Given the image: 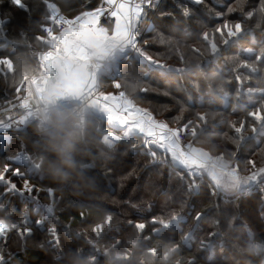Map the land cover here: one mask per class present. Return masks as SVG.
Listing matches in <instances>:
<instances>
[{
	"label": "snow or ice",
	"instance_id": "snow-or-ice-1",
	"mask_svg": "<svg viewBox=\"0 0 264 264\" xmlns=\"http://www.w3.org/2000/svg\"><path fill=\"white\" fill-rule=\"evenodd\" d=\"M3 2L4 0H0V4ZM43 2L47 6V12L38 25L40 34L34 37L41 49L38 53H33L37 63H31L32 58L26 54L0 56L3 85L6 90H14L13 100L7 101L9 107L0 111L20 110L14 115H9L7 120H0V130L15 132L19 142L15 154L6 156L7 162L0 168V186L4 189L0 192V197L10 193L20 197L24 202L26 222L22 229H17V233L25 242L33 235V228L27 223L28 212L35 215L32 223L42 229L46 221L55 217L56 198L52 187L37 188L31 183V179L37 174L41 178L44 177L40 172V154L34 148L28 151L27 145L20 141L19 134L27 135L33 141V145L37 144V137L27 133V129L34 122L35 112L39 110V105L56 103L62 98L86 105L91 110L97 130L101 134L99 143L104 149L110 151L120 143L128 144L132 154L138 153L145 157V169L149 171L155 169L159 176H163L164 170L167 169L169 182L177 179L181 182V188L186 182L187 189L190 190L187 193L189 195L198 191V180L203 182L206 178L210 181L213 194L217 190L239 193L243 186L254 182L264 183V147L259 149L262 154L259 162L248 158L243 162L245 174H241L240 170V155L244 152L247 141L250 138L264 141V89L249 88L242 91L239 86L243 84L244 78L241 74L235 75L238 85L235 95L232 96L229 92L222 95L223 103L234 101L233 111L240 108L246 112L239 120L224 121L223 118L219 120L220 123L226 122L232 132L231 135L224 134L232 145L231 150L227 151V160L224 152L213 155L202 144L204 140L211 142L214 135L211 130L215 129L217 123L215 110L194 111L191 113L192 118L186 120L174 117L177 126L170 127L165 121L155 119L148 109L138 106L137 101L142 98L141 94L151 91L150 77L154 73L159 71L167 75L183 71L181 68L168 65L166 58H159L150 51L153 43L159 42L167 44L170 51L179 52L180 40L173 41L159 32L150 38L144 35L155 31L157 17L160 20L174 19V11L161 8L158 0H101V6L80 11L69 18L61 13L56 4L48 3L47 0ZM10 3L29 10V5L24 0H10ZM249 3L250 0H235L234 4L227 6L226 11L214 13L216 20L221 22L215 23L211 28L208 25L202 26L199 34L202 39H197L200 46L192 45L190 49L195 56L202 58L201 67L211 71L213 68L210 65L225 59L231 66L230 70L234 72L239 68H248L252 73L258 71L255 62L238 61L236 57L226 56L229 48L241 47L242 42L253 31V26L249 24L253 19L256 21L254 27L259 28L264 34V0H259L258 7L250 8ZM200 5L207 8L210 16L213 15V9L207 7L205 0H188V3L177 7L181 9L185 19H192L197 6ZM36 6L37 3H33L32 7ZM233 14H238L239 18L230 19ZM3 23L4 21L0 20V26ZM179 23L178 21L172 30L182 31L183 36L192 37L193 34L187 28L178 27ZM27 30L21 29L20 39L13 43L31 47L25 38ZM110 43L117 46V51L104 60L94 62L92 53L100 54L101 47ZM248 51L251 52L252 49ZM179 60L181 64L184 62L182 53ZM255 61L264 63V47L260 48ZM18 63H23L28 70L23 73L17 71ZM216 71L223 76L222 71ZM9 74H12L11 77ZM106 80L111 81V86L117 90L116 92L104 91ZM198 88L199 86L196 87L197 90ZM165 95L168 93L165 92ZM257 95L259 99H254L253 97ZM199 103L203 104L202 96L199 97ZM249 105L253 106L251 110H247ZM179 110L183 113L185 107L180 105ZM182 137L191 139L185 144ZM195 144L201 146L195 147ZM157 149L160 150L159 153ZM13 164L20 166L13 167ZM177 165L181 166V170H177ZM9 172L12 177L22 180L20 187L11 178H6ZM112 173L111 167L106 166L98 173V179L101 181L107 179ZM128 176H135L134 168ZM42 191L51 202L42 203L40 196ZM260 192L261 203L264 205V187L260 188ZM185 204V199L180 200L178 208L166 202L158 213H150L148 216L141 215L137 210L134 215L138 218L126 219L124 223L145 240H150L153 236L174 239L173 236H165V233L179 232L183 233L182 240L186 242L191 238V234L201 227L210 210L196 209L185 212ZM0 211L5 213L6 218L11 215L5 202H0ZM81 216L83 217V213ZM120 225L121 222L117 220L115 228L118 230ZM220 226L219 220L212 221L214 230L206 232L199 240L200 249L209 251L212 249L215 238L220 236ZM8 227L16 228V225L6 224L5 219H0V236L6 234ZM113 228V216L108 214L104 221L96 224L92 230L101 238ZM146 229L150 230L149 235H145ZM47 235L52 237L47 241L48 244L57 246L60 244L54 226L47 229ZM115 242L120 243L119 240ZM38 246L43 247V244ZM25 247L26 243L20 248ZM149 252L155 255L156 249L150 248ZM11 255L9 253L6 259L4 252L0 251V264H10ZM188 264H195V260L188 261Z\"/></svg>",
	"mask_w": 264,
	"mask_h": 264
},
{
	"label": "trees",
	"instance_id": "trees-1",
	"mask_svg": "<svg viewBox=\"0 0 264 264\" xmlns=\"http://www.w3.org/2000/svg\"><path fill=\"white\" fill-rule=\"evenodd\" d=\"M53 2L69 18L75 16L80 11L90 10L101 5V0H47ZM29 5V10L18 8L4 0L0 4V20L4 23L0 29V56L26 54L31 57V63H37L33 53L39 49L34 37L40 34L39 23L43 21L45 5L43 0H24ZM235 0H205L208 8L213 9V15H209L204 5L197 6L195 16L192 19H185L181 9L177 5L188 3V0H161V8L174 11V19L155 21L154 32L144 33L148 38L159 32L163 36L173 41L180 40L179 52L170 51L167 44L155 42L152 45L151 53L162 55L166 58L168 65L174 68L185 69L187 72H174L161 74L156 72L152 75L159 82L167 86H159L157 90L167 92L166 96H156L153 101L159 108H169L163 117H159V109L153 111L149 109L157 119H162L170 126L169 121L177 116L180 105L185 107L182 120L191 119L194 111H214L217 123L212 135L211 142L204 140L203 147L212 154L224 152L225 160L228 159L227 151L231 150L232 145L228 141L227 133L231 135L228 124L220 123L224 121L239 120L246 114L245 110L237 108L233 111L234 101L223 103L222 95L229 92L234 96L237 90L235 75L241 74L244 78L241 90L264 89V63L256 62L255 56L259 54L260 48L264 47V34L259 28H255V19L249 22L253 26V31L242 42L241 47H231L228 49L227 57H236L238 61L247 60L255 62L258 68L256 73H252L248 68H239L232 71L231 66L225 59H220L210 65L213 68L207 71L201 67L202 58H198L191 52V46L200 45L197 39H202L201 29L203 25L209 28L214 27L216 20L214 13L226 11L229 4H234ZM37 3L36 7H32ZM259 0H250L249 7H258ZM192 7L191 5H189ZM151 15V13H150ZM239 18L238 14H233L231 18ZM180 29L187 28L192 33V37L183 36L182 31L174 32L172 29L177 26ZM27 28L25 38L28 39L31 47L24 44H14L13 41L19 40L21 29ZM246 49H252V53H247ZM183 54L184 62L181 64L179 55ZM223 72V76L217 72ZM12 74H9L11 77ZM151 78V77H150ZM111 81L106 80L109 84ZM154 87V84H150ZM199 86L198 90L196 87ZM183 92V93H182ZM183 94V96H181ZM22 95V93H21ZM203 97V104L198 105L197 97ZM14 90H6L3 85V75L0 74V109L8 108V100H13ZM259 99V96L253 97ZM192 103H189L188 100ZM193 99V100H192ZM245 101L247 97H244ZM179 102V103H178ZM140 105V104H139ZM252 105L247 110L252 109ZM77 109V108H74ZM73 108L62 109L59 111H70ZM19 109L11 112L0 111V120H7L9 115L18 113ZM165 112V111H164ZM77 116V115H76ZM78 118V116H77ZM79 120V118H78ZM80 122V120H79ZM37 122L31 124L27 133L33 134L38 139V143L33 145V141L27 135L19 134L20 141H23L32 151H37L40 160V172L44 176L35 175L31 183L37 188L52 187L56 198V212L53 220L46 221L43 228L39 229L32 221L35 215L28 212L27 223L33 228V235L27 241L19 237L17 229H22L25 221L24 202L18 196L10 193L0 197V202H5L11 215L5 216L0 211V219H5L9 224L16 223V228H11L4 243H0V251H3L6 259L11 253L10 264H188V261L195 260V264H249V258L240 254V249L252 239H264V205L261 203V192L258 188L264 187V183H258L257 187H252L248 191H242L234 195L213 194L210 181L207 178L200 182L198 180V191L195 194H187L186 182L181 188V182L173 179L169 182L167 172L159 176L156 170L145 169V157L140 154H132L129 145L120 143L115 148L104 149L99 143L100 132L97 130L94 118H87L84 122L83 143L79 146L75 159V178L68 184L53 182L48 178L47 173L55 171L61 167V160L56 147L47 142L44 137L35 130ZM82 124V123H81ZM107 127V125H104ZM14 136L0 138V159H5L10 154H15L19 142ZM187 140L186 138H184ZM200 147L201 145L195 144ZM260 147H264V141L257 138H250L247 141L244 152L240 155L241 174L243 162L252 158L260 161L262 154ZM159 152V151H158ZM255 153V155H253ZM4 162H7L4 160ZM4 164V163H3ZM84 165H91L85 167ZM20 165L13 164V167ZM106 166H110L113 173L104 180L98 179L100 173ZM2 168V166H0ZM135 171V176L129 177L130 171ZM68 170L72 171L71 167ZM177 170H180L177 168ZM23 171V168H22ZM6 178H11L18 187L22 180L12 177L9 172ZM186 179H190L186 177ZM4 189L0 186V192ZM42 203L51 202L45 192L40 193ZM181 199L186 200L184 211L203 209L208 211V216L201 224V227L191 234V238L186 242L182 240L183 233H165V236L174 239L152 237L150 240L141 238L134 229H130L124 223L126 219H137L134 213L139 210L141 215L148 216L150 213H158L167 202L172 207H179ZM80 205H84L81 207ZM132 205H137L133 208ZM31 205H29V208ZM83 213V217L81 216ZM108 214L113 216V230L108 232L105 237L98 238L93 233V227L102 223ZM234 217V219H233ZM121 222L120 228H115L116 221ZM219 220L220 236L215 238L212 249L205 250L198 247L199 240L208 232L213 231L212 221ZM232 223H231V221ZM24 222V223H23ZM54 226L60 244H48L47 241L52 237L47 235V229ZM70 229V230H68ZM68 230V231H67ZM107 231V226H105ZM150 230H145V235H149ZM249 234H251L249 236ZM119 240L117 244L115 241ZM26 247L21 249L22 247ZM43 244V247L38 245ZM21 247V248H20ZM150 248H155V255L149 252ZM99 253V255H98ZM120 254L125 257L120 260L116 256ZM251 264H256L252 261Z\"/></svg>",
	"mask_w": 264,
	"mask_h": 264
},
{
	"label": "clouds",
	"instance_id": "clouds-1",
	"mask_svg": "<svg viewBox=\"0 0 264 264\" xmlns=\"http://www.w3.org/2000/svg\"><path fill=\"white\" fill-rule=\"evenodd\" d=\"M27 70L23 63L17 64V71L23 73ZM35 130L56 147L61 160V167L48 172V178L53 182L68 184L75 178V156L83 143L84 125L79 122L75 113L56 110L54 104H49L37 113ZM69 167L73 170H68ZM240 254L249 258V264L252 261L264 264V239L248 241L240 249Z\"/></svg>",
	"mask_w": 264,
	"mask_h": 264
},
{
	"label": "rangeland",
	"instance_id": "rangeland-1",
	"mask_svg": "<svg viewBox=\"0 0 264 264\" xmlns=\"http://www.w3.org/2000/svg\"><path fill=\"white\" fill-rule=\"evenodd\" d=\"M48 3H53V2H50V1H47ZM158 2H161V0H158ZM55 4V3H54ZM44 7H45V12H47V6H46V4L44 3ZM24 9V8H23ZM62 14H64V13H62ZM65 15V14H64ZM65 16H67V15H65ZM151 16V15H150ZM67 17H70L69 16V14H68V16ZM40 49V48H39ZM40 51V50H39ZM158 57L159 58H162V55H158ZM183 71L185 72H187V70H185V69H183ZM182 71V72H183ZM150 84H154L155 86L154 87H152L151 86V91H149L148 93H146V94H141V99L140 100H138L137 101V104H140V105H142V106H144V107H148V108H151L153 111H156L157 109H159V113L157 114L159 117H163V115L165 114V113H167V111L169 110H171V109H169V108H159L157 105H155L154 104V102L153 101H155L156 99L154 98V97H156V96H160V95H162V96H166L165 95V93H163V92H160V91H158L157 90V87H159V86H167V84H164L163 85V83H161V82H159L157 79H155L154 77H151L150 78ZM105 88H104V91L105 92H116L117 90L116 89H114L112 86H111V82L109 83V84H107V83H105ZM183 93V92H182ZM22 95H23V93H22ZM181 96H183V94L181 95ZM194 99H197L198 100V105L200 104L199 103V97H197V98H194ZM193 100V99H192ZM188 102L189 103H192V101L189 99L188 100ZM76 110L77 109H74L73 108V110H72V112L73 113H75L77 116H78V118L80 117V112L78 111V112H76ZM165 111V112H164ZM157 112V111H156ZM183 114H184V112L183 113H181L180 111L177 113V116H175V117H181V120H182V116H183ZM174 117H172L171 119H169V121L171 122V123H173V127H176L177 126V121H175L174 119H173ZM80 120V119H79ZM80 123H82V124H84V122H82V120H80ZM10 136H14L13 134H11ZM1 137H3L1 140H3L5 137H7V136H1ZM8 137H9V135H8ZM187 140H185L186 141V143H188V140H190L191 138L190 137H188V138H186ZM158 151V150H157ZM159 153V152H158ZM161 154V153H160ZM162 155V154H161ZM213 155H216V154H214L213 153ZM4 158H3V160L2 159H0V166H3V163H5L4 162ZM16 178V177H15ZM22 185V184H21ZM252 187H257V182H254V183H252V184H250V185H247V186H243L242 188H241V190H240V192L239 193H241L242 191H248V190H250V188H252ZM258 188V187H257ZM259 190H260V188H258ZM227 192L229 193V192H234V191H229V190H227ZM216 194L218 195L219 193L216 191ZM236 194V193H235ZM6 222V221H5ZM24 223V222H23ZM6 224H9L8 222H6ZM12 224H14V225H16V227H17V224L16 223H12ZM12 224H9V225H12ZM8 229V228H7ZM10 229H11V227H9V229L6 231V237L4 238V239H2V240H0V243H4V241L6 240V238H7V234H8V232L10 231ZM14 229V228H13ZM123 257H125V256H123V255H120V254H118L117 256H116V259L117 260H120L121 258H123Z\"/></svg>",
	"mask_w": 264,
	"mask_h": 264
},
{
	"label": "water",
	"instance_id": "water-1",
	"mask_svg": "<svg viewBox=\"0 0 264 264\" xmlns=\"http://www.w3.org/2000/svg\"><path fill=\"white\" fill-rule=\"evenodd\" d=\"M84 11H87V10H84ZM77 14H79V13H77ZM116 51H117V46L114 43H110L107 46L101 47L100 54H98L96 52H93L92 53V57H93L94 62H97V61L104 60L107 57H110L112 55V53H114ZM159 73L164 74L163 72H159ZM171 73H174V72H171ZM49 104H54V107H55L56 110H62V109H67V108H77V109H79V111H80V117H81L82 122H85V120L87 118H94L91 110L86 105L79 104V103H75V102H72V101H70L68 99H63L62 98L59 102H56V103H48V104H41L39 106L41 107V109H43V108H45ZM138 106L147 109L146 107H144L142 105H139L138 104ZM154 118H155V116H154ZM155 119H157V118H155ZM157 120H162V119H157ZM162 121H164V120H162ZM170 127H172V126H170ZM182 140H184V143L187 144L186 141H185V139H184V137H182ZM153 147H155V146H153ZM195 147H197V146H195ZM157 150L160 152L159 149H157ZM176 167L181 170V166L177 165ZM229 191H231V190H229ZM217 192L219 194L228 195V196L229 195H234L236 193V192H229L228 193L227 191H224V190H217Z\"/></svg>",
	"mask_w": 264,
	"mask_h": 264
},
{
	"label": "crops",
	"instance_id": "crops-1",
	"mask_svg": "<svg viewBox=\"0 0 264 264\" xmlns=\"http://www.w3.org/2000/svg\"><path fill=\"white\" fill-rule=\"evenodd\" d=\"M244 51H246L247 53H252V51L251 52H249L248 51V49H246V50H244ZM3 136H7L8 137V135L10 136L11 134H15V132H12V133H10L9 131H7V130H1V132H0ZM8 229H9V227H8ZM7 228H6V231L8 230ZM6 237V234L4 235V236H0V240H2V239H4Z\"/></svg>",
	"mask_w": 264,
	"mask_h": 264
},
{
	"label": "built area",
	"instance_id": "built-area-1",
	"mask_svg": "<svg viewBox=\"0 0 264 264\" xmlns=\"http://www.w3.org/2000/svg\"><path fill=\"white\" fill-rule=\"evenodd\" d=\"M36 53H38L39 52V50H37V51H35ZM41 111V107L39 106V110L37 111V112H35V114H34V122H37V113H39ZM79 111V109H77L76 110V112H78ZM80 112V111H79ZM79 119L81 120V117H79ZM33 122V123H34ZM32 123V124H33ZM0 132H1V130H0ZM4 135V134H3ZM1 133H0V138H2L1 136H3Z\"/></svg>",
	"mask_w": 264,
	"mask_h": 264
},
{
	"label": "bare ground",
	"instance_id": "bare-ground-1",
	"mask_svg": "<svg viewBox=\"0 0 264 264\" xmlns=\"http://www.w3.org/2000/svg\"><path fill=\"white\" fill-rule=\"evenodd\" d=\"M42 110V109H41Z\"/></svg>",
	"mask_w": 264,
	"mask_h": 264
}]
</instances>
